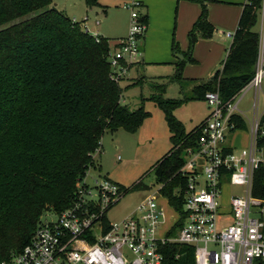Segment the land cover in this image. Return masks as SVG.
<instances>
[{"label": "trees", "instance_id": "1", "mask_svg": "<svg viewBox=\"0 0 264 264\" xmlns=\"http://www.w3.org/2000/svg\"><path fill=\"white\" fill-rule=\"evenodd\" d=\"M201 14L189 31L190 52L199 39H211L216 28L202 0ZM54 0H0V262L19 253L32 240L41 218L73 206L88 171L95 167L106 131L135 133L151 114L143 106L131 110L123 104L120 83L108 62L109 39L101 41L85 32ZM264 0H247L227 55L209 78H184L191 53L173 42L174 74L155 78L162 93L166 84L188 81L192 94L182 98L153 100L165 113L171 150L155 171L160 193L180 214L169 236H175L185 220L184 191L187 178L180 170L187 149L197 147L200 125L187 132L174 111L192 100L205 101L217 92L223 103L237 95L256 74L260 34L254 30ZM88 7L101 6L87 0ZM148 23V16L141 13ZM139 62L130 65L128 72ZM136 78L128 86H137ZM145 99L143 98V101ZM232 131L247 130L243 117H231ZM264 114L260 118L257 146L264 151ZM124 190L125 195L128 189ZM252 195L264 199V164L254 173ZM163 264H196L192 246H161Z\"/></svg>", "mask_w": 264, "mask_h": 264}, {"label": "built area", "instance_id": "2", "mask_svg": "<svg viewBox=\"0 0 264 264\" xmlns=\"http://www.w3.org/2000/svg\"><path fill=\"white\" fill-rule=\"evenodd\" d=\"M140 7L139 2L126 6L131 10L129 33L115 45L109 42L108 62L116 80L126 77L128 67L139 62L142 54L141 41L148 25L141 20ZM87 21L79 24L90 34ZM259 34V59L250 83L226 103L217 92L205 95L210 112L200 125L197 147L187 149L180 170L187 178L185 220L175 236L168 234L180 214L160 188L143 198L129 216L109 221L108 213L125 193L116 182L102 178L95 180V187L84 181L72 207L48 213L55 219L43 216L31 242L0 264H163L161 246L168 242L192 246L196 264H264V199L252 195L254 173L264 164V153L257 146L261 117L254 119L249 148L236 151L227 147L228 133L234 128L231 117L240 112L243 95L252 88L258 96L262 89L264 21ZM93 36L101 41L99 34ZM227 36L233 39L234 34ZM253 107L257 108V101ZM227 185L242 191L223 205L219 199ZM159 197L176 215L166 231Z\"/></svg>", "mask_w": 264, "mask_h": 264}, {"label": "rangeland", "instance_id": "3", "mask_svg": "<svg viewBox=\"0 0 264 264\" xmlns=\"http://www.w3.org/2000/svg\"><path fill=\"white\" fill-rule=\"evenodd\" d=\"M87 0H54L51 7L56 5V9L62 11L72 20L78 23L87 21V26L91 35L100 34L110 40L126 37L129 33L131 10L125 6H132L138 0H98L102 7L97 6L90 9ZM164 1V0H163ZM206 5L209 20L223 32L235 34L237 24L241 16L240 3L244 0H202ZM140 3V2H139ZM173 0L164 2H154L148 5L151 13L149 21L152 23L153 34L151 40L141 41L143 52L140 60L151 63L146 68L133 71L129 77L120 83L123 91V104L129 106L131 110H136L143 106L151 116L146 119L135 133H128L124 130L116 132L106 131L102 137V147L95 154V167L88 171L85 182L95 187V180L109 178L120 186L128 189L124 198L108 213L107 219L117 222L127 216L136 208L138 203L148 194H153L159 190L155 168L157 164L167 155L172 148L170 132L165 118V113L157 104L149 98L153 94L162 93L154 88V79L160 76H172L174 71L169 64L174 60L172 44L179 45L183 53L190 52L189 31L184 30V21H190L193 9H198L201 14L202 6L196 0H181L180 4ZM139 8L140 14L142 13ZM264 8V7H263ZM185 16V17H184ZM199 16V15H198ZM184 17V18H183ZM192 21V25L196 20ZM264 14L263 9L259 13L255 30L261 33L263 29ZM229 25V26H228ZM234 28V31H233ZM169 35V39L167 36ZM210 43H215L221 47L222 55L217 57V66L221 64L225 56V47L228 41L214 38L199 39L191 50V56L195 63H188L184 69V78L193 81H202L208 78L213 72L208 70V65L212 61L209 54ZM136 78H143V82L137 86L128 87ZM191 84L188 81L166 84V91L162 93L164 98L189 97ZM242 97L239 96L238 100ZM257 95L255 89H249L242 97L239 108L243 112L237 114L243 116L250 127L253 118V104ZM143 98L145 99L143 101ZM259 113L264 108V80L259 93ZM208 113L206 101L192 100L177 108L174 111L175 118L180 121L187 132L193 130L200 124ZM251 130H237L228 133V139L241 141L238 150L247 149L250 146ZM264 153V151L262 152ZM93 191L96 194L95 188ZM242 188L239 186H225L223 197L219 200L223 205H227L229 197L234 193H239ZM160 204L165 210V220L167 225L163 226V231L170 227V221L176 215L167 202L159 197ZM46 219H55L53 215L46 214Z\"/></svg>", "mask_w": 264, "mask_h": 264}, {"label": "crops", "instance_id": "4", "mask_svg": "<svg viewBox=\"0 0 264 264\" xmlns=\"http://www.w3.org/2000/svg\"><path fill=\"white\" fill-rule=\"evenodd\" d=\"M98 1V0H97ZM139 2H140V4H141V11H142V13L143 14H146L147 16H148V23H147V25H148V28H147V31H146V33H145V35H144V37H143V39H144V42L146 43L147 41H149V40H151V38H152V34H153V28H152V23L149 21V15H150V13H151V10L149 9V4L150 5H152V3H154V2H164V1H166V0H138ZM180 1L181 0H173V2H175V3H177V5H179L180 4ZM227 2H232V0H226ZM246 2H247V0H244V2H242V3H240V5H241V8H242V10H243V5L244 4H246ZM99 3V2H98ZM174 3V4H175ZM100 4V3H99ZM101 5V4H100ZM88 6V5H87ZM94 7H97V6H94ZM100 7H102V6H100ZM263 7H264V2H263ZM262 7V9H263V14H264V8ZM90 8V7H89ZM93 8V7H92ZM92 8H90V9H92ZM125 8H126V6H125ZM242 10H241V13H242ZM198 15H200L199 14V11H198V9L196 8V9H193V14H192V16H191V20L190 21H186V19L184 20L183 19V21H184V25H183V27H184V30H190L191 28H192V21H194L195 19H196V17H199ZM185 17V16H184ZM183 17V18H184ZM198 19V18H197ZM151 20V19H150ZM210 22H212V21H210ZM194 25V24H193ZM229 26V25H228ZM237 26H238V24H237ZM215 27V26H214ZM216 28V27H215ZM254 30H255V28H254ZM233 31H234V28H233ZM256 32H258L257 30H255ZM227 33L228 32H223L222 31V33H221V31L220 30H218L217 28H216V32H215V34H214V36L210 39L211 40V42L214 40V38H216V39H218V40H221V41H224L225 39L228 41V43L225 45H223L224 47H225V56H224V58H223V60L225 59V57H226V55H227V50H228V48L230 47V44H231V42H232V39L231 38H229L228 36H227ZM100 35V34H99ZM102 36V35H101ZM104 37V36H103ZM127 37V36H126ZM126 37H123V38H118V39H114V40H110L109 38H107V39H109V41H110V43H111V45H115L119 40H121V39H124V38H126ZM167 39H169V35L167 36ZM221 47H222V44H220V47L217 45V44H213V43H210V48H209V54H210V56H211V58H212V61L209 63V65H208V70L209 71H213L209 76H208V78L216 71V70H218V69H220L221 68V64H222V62H221V64L219 65V66H217L218 64H217V57H220L221 55H222V53H221ZM143 49L144 48H141V52H143ZM216 58V59H215ZM176 61V59L174 58V60L172 61V62H170L169 64L172 66V70L173 71H175V66H174V62ZM149 64H151V63H147V62H145L144 60H139V65H137V66H135V67H133L132 69H131V71L129 72V74L127 75V78L129 77V75L133 72V71H138L139 69H141V68H146V66H148ZM160 77H170V76H160ZM160 77H158V78H160ZM185 78H187V77H185ZM255 101H257V108H254L253 107V111H254V114H253V118H252V121H250V127H249V125H248V123L246 122V120H245V118L243 117V119L245 120V122H246V124H247V128L249 129L250 128V130L252 129V126H253V122H254V119H255V117H261L263 114H264V108H263V110L261 111V113H259V104H258V102H259V95L256 97V99H255ZM253 106H254V104H253ZM240 109V108H239ZM209 112H210V110H209V107H208V113H207V116L205 117V119L208 117V115H209ZM240 112L242 113L243 111L242 110H240ZM204 119V120H205ZM203 120V121H204ZM202 121V122H203ZM201 122V123H202ZM200 123V124H201ZM200 124H198L197 126H199ZM196 126V127H197ZM195 127V128H196ZM194 128V129H195ZM193 129V130H194ZM247 129V130H248ZM192 131V130H191ZM232 132H234V131H231L230 133H232ZM250 141H251V135H250ZM241 144V141H238V139L237 140H231V141H229V139L227 140V147L228 148H230V149H234V150H236V151H239L238 150V146ZM244 149V148H243ZM241 150V149H240Z\"/></svg>", "mask_w": 264, "mask_h": 264}, {"label": "water", "instance_id": "5", "mask_svg": "<svg viewBox=\"0 0 264 264\" xmlns=\"http://www.w3.org/2000/svg\"><path fill=\"white\" fill-rule=\"evenodd\" d=\"M52 9H53V10H57V9H56V5H54V6L52 7Z\"/></svg>", "mask_w": 264, "mask_h": 264}]
</instances>
